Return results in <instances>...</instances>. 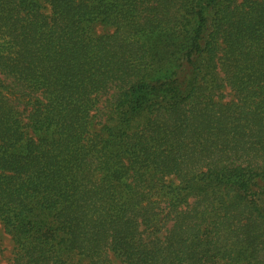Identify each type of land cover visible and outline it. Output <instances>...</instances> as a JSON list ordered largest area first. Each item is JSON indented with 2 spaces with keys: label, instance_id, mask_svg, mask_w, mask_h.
<instances>
[{
  "label": "trees",
  "instance_id": "obj_1",
  "mask_svg": "<svg viewBox=\"0 0 264 264\" xmlns=\"http://www.w3.org/2000/svg\"><path fill=\"white\" fill-rule=\"evenodd\" d=\"M0 223L8 264H264V0H0Z\"/></svg>",
  "mask_w": 264,
  "mask_h": 264
},
{
  "label": "rangeland",
  "instance_id": "obj_2",
  "mask_svg": "<svg viewBox=\"0 0 264 264\" xmlns=\"http://www.w3.org/2000/svg\"><path fill=\"white\" fill-rule=\"evenodd\" d=\"M13 245V241L4 233L0 223V264L9 263L12 257Z\"/></svg>",
  "mask_w": 264,
  "mask_h": 264
}]
</instances>
